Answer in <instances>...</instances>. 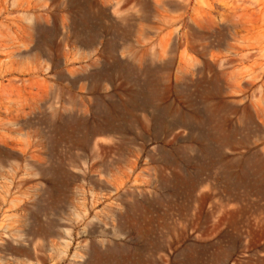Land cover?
I'll use <instances>...</instances> for the list:
<instances>
[{
  "label": "rangeland",
  "instance_id": "1",
  "mask_svg": "<svg viewBox=\"0 0 264 264\" xmlns=\"http://www.w3.org/2000/svg\"><path fill=\"white\" fill-rule=\"evenodd\" d=\"M71 1L0 0V264H264V0H94L163 60L126 130L77 109Z\"/></svg>",
  "mask_w": 264,
  "mask_h": 264
},
{
  "label": "crops",
  "instance_id": "2",
  "mask_svg": "<svg viewBox=\"0 0 264 264\" xmlns=\"http://www.w3.org/2000/svg\"><path fill=\"white\" fill-rule=\"evenodd\" d=\"M71 2L81 10L73 17L75 36L68 44L76 53L68 61L76 62L77 109L81 95V108L91 111L83 114L86 124L91 116L99 126L123 125L126 130L135 120L143 124L141 120L149 117V124L164 126V65L149 49L147 29L134 26L131 19H118L94 0Z\"/></svg>",
  "mask_w": 264,
  "mask_h": 264
},
{
  "label": "bare ground",
  "instance_id": "3",
  "mask_svg": "<svg viewBox=\"0 0 264 264\" xmlns=\"http://www.w3.org/2000/svg\"><path fill=\"white\" fill-rule=\"evenodd\" d=\"M227 1V0H226ZM259 2V1H258ZM245 5V4H244ZM244 7V6H243ZM236 9H237V6H236ZM247 18V17H246ZM253 22H255V21H253Z\"/></svg>",
  "mask_w": 264,
  "mask_h": 264
}]
</instances>
